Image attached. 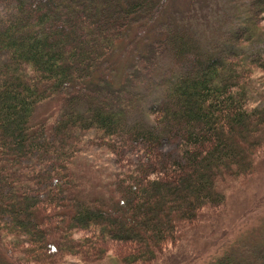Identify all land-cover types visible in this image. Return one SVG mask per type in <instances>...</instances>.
Instances as JSON below:
<instances>
[{
    "label": "trees",
    "instance_id": "obj_1",
    "mask_svg": "<svg viewBox=\"0 0 264 264\" xmlns=\"http://www.w3.org/2000/svg\"><path fill=\"white\" fill-rule=\"evenodd\" d=\"M241 5L237 24L226 14L233 26L202 40L169 0H0V240L14 264L97 261L110 243L130 245L123 264L149 263L222 208L220 182L252 175L264 51L249 49L264 37V0ZM164 62L150 103L138 76ZM48 100L57 117L32 124ZM90 146L115 160L104 198L85 197L73 171Z\"/></svg>",
    "mask_w": 264,
    "mask_h": 264
},
{
    "label": "rangeland",
    "instance_id": "obj_2",
    "mask_svg": "<svg viewBox=\"0 0 264 264\" xmlns=\"http://www.w3.org/2000/svg\"><path fill=\"white\" fill-rule=\"evenodd\" d=\"M246 0H169L173 7L182 8L183 15L189 19L193 28L198 30L201 39L210 35L208 27L217 26L221 31L233 26L224 20L226 14L234 15L233 24L241 18L242 3ZM172 9V8H171ZM197 33V34H198ZM254 52L264 51V37L253 43ZM123 57L118 56L119 62ZM162 63L151 76H141V92L148 102L159 97V89L148 82H156L161 78ZM261 85L259 79L255 89ZM260 87V86H259ZM258 91L264 92V86ZM264 98V94H262ZM61 105L57 100H48L37 106L32 124L44 121L51 124L59 113ZM87 144V143H86ZM159 150L173 153L174 144L163 140ZM104 148L90 146L80 155L73 171L81 184L82 192L88 198H104L108 191V184L116 170V164ZM110 187V186H109ZM224 195V205L219 211H203L197 222L180 230L176 244L169 246L165 253L159 254L154 260L146 264H208L224 253L230 252L236 257L252 260L264 253V150L255 160V169L251 176L239 179H226L217 185ZM127 243L106 244V254L97 261H81L78 257L65 256L59 258L57 264H123L122 257L129 253ZM10 253L2 246L0 240V264H14ZM139 264V263H138Z\"/></svg>",
    "mask_w": 264,
    "mask_h": 264
}]
</instances>
